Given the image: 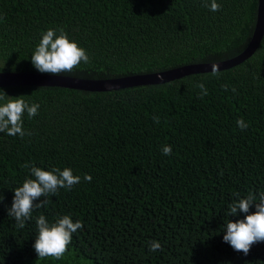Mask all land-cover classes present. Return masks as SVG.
<instances>
[{
	"label": "trees",
	"instance_id": "16d2710c",
	"mask_svg": "<svg viewBox=\"0 0 264 264\" xmlns=\"http://www.w3.org/2000/svg\"><path fill=\"white\" fill-rule=\"evenodd\" d=\"M216 2L217 12L202 6L210 0H0V71L48 74L31 63L48 29H63L90 57L57 76L101 80L219 63L246 47L257 0ZM0 90L40 106L22 118L31 135L0 133V264H264V242L247 256L223 242L233 193L264 192V35L218 77L102 93ZM241 118L246 130L236 125ZM164 145L172 155H163ZM26 163L71 168L81 181L49 195L20 229L7 209L13 190L34 179ZM41 214L83 224L59 260L33 248ZM153 240L162 250L149 251Z\"/></svg>",
	"mask_w": 264,
	"mask_h": 264
},
{
	"label": "clouds",
	"instance_id": "9594fccd",
	"mask_svg": "<svg viewBox=\"0 0 264 264\" xmlns=\"http://www.w3.org/2000/svg\"><path fill=\"white\" fill-rule=\"evenodd\" d=\"M210 11L217 12L220 5L216 0H210V3L204 4ZM57 31L59 35H57ZM81 62L85 64L90 62V57L86 50L80 48L76 42L70 41L63 29H48L42 34V38L31 56L33 67L40 73H48L57 76L62 72H71ZM220 71L217 64H212L211 75L218 77ZM162 78V77H161ZM200 89V98L208 95L207 88L203 82L195 84ZM227 90V86H224ZM235 92V88L231 89ZM0 133H6L8 136H17L21 138L26 134L23 128V116L27 113L29 118L38 115L39 104H29L24 96L9 97L3 90H0ZM153 122L160 123L159 116L152 117ZM236 125L241 130H246L248 124L243 118L236 121ZM163 155H172L170 145L162 146ZM22 167L28 168L31 178H25L21 187L13 190V199L11 207L7 209V215L13 217L16 227L23 229L26 221L32 218L35 209L45 207L49 201V195L55 196L58 189L71 188L79 184L80 176L73 175L71 168H52L50 171L26 163ZM84 180L91 182L92 177L85 174ZM41 197L45 199L41 200ZM233 201L228 205L226 213L227 219L224 223L223 242L229 244L231 248L248 255L250 248L259 242H264V192L258 194L249 191L246 195L239 192L233 193ZM4 197L0 194V204ZM39 200V203L34 201ZM254 207V211L250 209ZM238 213L244 214L243 219H236L235 222L228 219L229 216L236 217ZM37 236L33 248L38 258L54 257L59 260L68 250V245L72 241V235L83 228L80 221L73 222L69 215L59 216L54 222L49 223L47 218L41 214L36 218ZM149 251L155 252L162 250L158 241H149Z\"/></svg>",
	"mask_w": 264,
	"mask_h": 264
},
{
	"label": "water",
	"instance_id": "95a60500",
	"mask_svg": "<svg viewBox=\"0 0 264 264\" xmlns=\"http://www.w3.org/2000/svg\"><path fill=\"white\" fill-rule=\"evenodd\" d=\"M263 35L264 0H257L255 21L251 37L246 47L236 56L214 64H217L219 71H221L241 63L253 54L259 46ZM211 66L212 64L187 65L157 73L144 75L133 74L116 78H105L101 80H84L48 74L0 71V87H45L62 88L87 93H102L104 91L134 86L142 87L162 85L190 75L211 73Z\"/></svg>",
	"mask_w": 264,
	"mask_h": 264
}]
</instances>
